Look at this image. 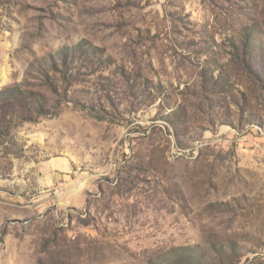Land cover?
<instances>
[{
	"label": "rangeland",
	"instance_id": "rangeland-1",
	"mask_svg": "<svg viewBox=\"0 0 264 264\" xmlns=\"http://www.w3.org/2000/svg\"><path fill=\"white\" fill-rule=\"evenodd\" d=\"M246 37L264 0H0V264H264Z\"/></svg>",
	"mask_w": 264,
	"mask_h": 264
},
{
	"label": "trees",
	"instance_id": "trees-1",
	"mask_svg": "<svg viewBox=\"0 0 264 264\" xmlns=\"http://www.w3.org/2000/svg\"><path fill=\"white\" fill-rule=\"evenodd\" d=\"M82 47V44L74 47L73 49L66 48L64 49L60 55L62 56V60L65 67L64 75L66 77L67 75V67L69 66V57L75 56L76 52ZM255 53L253 50V44L250 39L247 37L242 40L240 45L234 44V61H236L237 64H239L242 67V70L248 75L249 78L255 80L257 82H260L264 88V71H259L255 66ZM55 66L57 65V61H54ZM48 79L45 80L46 85L51 89L54 90L57 89L56 85L53 83V80H50L49 75H46ZM53 81V82H52ZM22 94V90L19 86L13 87V88H7L4 91L0 92V101H7L12 98H17V96ZM23 95V94H22ZM45 108L44 105H40L37 109L39 113ZM47 111L46 113H48ZM29 117V116H27ZM44 249L48 247L49 243L43 244ZM43 264V262H42Z\"/></svg>",
	"mask_w": 264,
	"mask_h": 264
}]
</instances>
